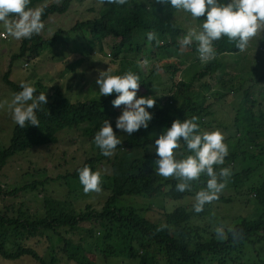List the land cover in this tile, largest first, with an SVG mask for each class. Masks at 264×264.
<instances>
[{
  "label": "trees",
  "instance_id": "16d2710c",
  "mask_svg": "<svg viewBox=\"0 0 264 264\" xmlns=\"http://www.w3.org/2000/svg\"><path fill=\"white\" fill-rule=\"evenodd\" d=\"M37 1L39 0H31L29 7H32ZM70 1L60 0L58 3L49 2L41 6L43 9L42 21L51 12L66 10ZM228 2L229 0H219L221 4ZM149 5L151 11H149ZM161 11L162 15L159 13ZM204 19L206 17L197 19L199 30H201ZM71 29L87 30L94 38L110 34L119 40L115 45L116 49L124 46L135 52L140 51L139 44L143 43L150 31L157 33L159 43L157 40L150 42L155 48L180 45V41L177 39L178 34L182 32V28L171 18V9H163L159 4L143 3L132 4L131 10L106 3L97 9L96 17L76 20ZM58 31L59 29L48 38L33 35L30 39H21L18 50L11 53L8 68L1 76L13 93L22 89L20 83H16L8 77L11 61L17 56H29L35 53L42 42L49 43L55 40ZM158 35L162 37V41ZM167 35L174 36V40H169ZM213 46L216 54L239 50L235 43L230 42L226 36L214 41ZM187 47L191 51L197 50L196 42ZM196 57L197 54H194V58ZM178 63H180L179 60L169 59L163 60L157 65L151 64L149 66L145 73L146 78L159 68L167 71L168 77H171L170 83L159 93H157L158 84L151 83L148 78H140L137 98L151 96L156 100L155 106L147 109L153 118L147 129L141 128L131 136L127 133L122 134V137H119L122 143L117 146L111 157H105L101 154V150L94 143V136L105 119L109 120L116 132L114 117L121 114L123 109V105L117 109L112 105V100L117 96L116 93L102 98L90 97L72 101L62 96L59 91L58 93L46 94L48 103L36 111L40 122L39 127L28 125L25 128H20L16 123L13 124L8 144L0 148V168L9 155L29 149L34 145L53 143L57 140V130L63 127H75L79 124L83 135L93 143L91 145L92 151L73 169L64 174H56L55 178H61L64 184L69 183L68 178L75 180L74 188L66 190L69 193L70 190L83 188L79 181L78 169L87 165L92 171L97 172L98 165L106 161L109 164V173L106 174L107 183L105 186L109 189V193L105 195L97 208L86 203L83 208L76 209L65 198L58 199L42 195L40 215L34 212L23 213L20 209L13 210L14 214L5 213L6 211L0 212L1 257L14 259L26 254L34 258L39 264H48L47 261L50 262L49 264H55L52 248L48 252V260L38 254L34 248L22 243L8 249L4 244L6 232L9 228L14 227L19 229L22 235L43 233V230H50L57 236L56 249L65 256L66 261L74 264H94V261L89 257L88 248L90 243L96 244L95 229L98 228L100 229L98 232L101 233L111 230L116 233H124V240L117 241L115 245L117 254L121 253L126 258L130 257L131 261H136V264H264V252L259 253L256 247L258 242L264 241V178L258 184L249 187L253 194V204H255L258 212L253 216L240 215L231 224L225 226L226 231L231 227L241 234L235 241L231 234L226 240L219 241L215 235L216 227L207 237L201 236L200 232H204L202 230L200 232L194 231L192 234L185 233L184 227L193 215V212L185 205H178L168 212H163L164 219L161 221L149 219L141 213L142 210L138 206L115 205L114 203L115 198L123 194H153L163 191L168 197L182 198L186 195L195 196L200 189L206 187L207 177L202 175L198 181L192 182L191 191L179 192L176 190V185L179 182L176 178L165 179L158 176L155 171L154 161L158 157L155 153L154 141L159 134L171 126L174 120L183 121L195 116L198 117L196 122L199 124L200 131H209L202 130L201 124H205L203 118L210 113L211 101H207V98L205 99L204 95L193 87L192 80L173 79L175 73L180 69ZM219 65L221 63L215 57L202 64L192 79L214 75L212 78L219 83H224L221 76L218 74L215 76ZM257 79L261 81L260 92L264 100V67L260 70ZM205 83L207 84V82ZM31 86L36 89L34 96H38L42 92L45 93L43 85L39 81H34ZM228 87L230 89L232 85ZM243 90L245 97H249L247 88ZM165 91H168L167 95L162 94ZM237 114L236 112L235 115ZM245 118L246 120L238 123L237 136H242V139L247 138L249 143H257L256 139L262 134L264 112H250ZM117 135L119 136V134ZM239 139L240 137L234 141L236 148L241 143ZM224 140L225 142L230 141L228 138ZM227 146L229 148L228 143ZM262 152L263 146L261 145L260 150L251 153V156H255V153L260 155ZM175 154L178 159H181L194 153H191L181 141V147L175 150ZM234 154L235 150L229 152L224 165L214 166L215 170L218 172L220 167L231 162ZM257 163L260 162L255 164ZM252 169L253 166H244L238 171L231 170L232 175L229 178L231 185L229 186L237 188L242 179L251 173ZM45 181L46 178L33 179L8 190L0 188V192L14 195L22 189H35L37 185H41ZM164 186H167L166 190H163ZM80 222L86 224H80ZM161 225H166V227L158 231ZM76 231L78 235L74 238L71 234ZM99 235L101 236V234ZM99 253H102V250ZM122 261L125 262L124 258Z\"/></svg>",
  "mask_w": 264,
  "mask_h": 264
},
{
  "label": "rangeland",
  "instance_id": "374dc122",
  "mask_svg": "<svg viewBox=\"0 0 264 264\" xmlns=\"http://www.w3.org/2000/svg\"><path fill=\"white\" fill-rule=\"evenodd\" d=\"M59 1L39 0L31 8H41L49 2L58 3ZM134 3L159 4L163 9H171V18L182 28V32L178 34V41L187 34L189 29L195 28L199 31L198 20L193 19L189 13L183 10L173 9L170 2L161 4L157 3V0H146V2L145 0H127L126 4L116 6L131 10ZM100 6L102 5L99 0H71L63 12L49 13L42 21L45 27L38 36L48 38L59 29L57 38L49 43L42 42L36 52L29 56L15 57L11 61L8 77L20 84L25 82L32 85L34 81H39L47 95L59 91L62 96L72 101L103 97L99 96V87L96 84L100 71H106L109 68L111 73L123 75L130 70L140 78H148L151 83L158 84L157 93H159L170 83L171 77H168L167 71L159 68L146 78L145 73L149 66L157 65L163 60H179L178 68L180 69L175 73L173 79L192 80L193 87L198 89L204 98H207V101H211L212 104L210 113L204 117L205 119L203 118L205 124H201V129L221 131L225 139H230L228 142L224 140L226 145L229 144V152L235 150L231 162L224 167H229L232 171H238L244 166H253V169L249 175L242 179L237 188L229 186L231 183L228 179L226 187L219 193V198L206 204L201 213H196L193 209L195 196L186 195L182 198H171L166 196L163 191L153 194H123L117 196L114 203L115 205L138 206L142 210L141 213L149 219L161 221L164 219L163 212H168L178 205H185L193 212V215L184 227V232L192 234L194 231L202 230L204 231L200 232L202 237L209 236L213 228L220 224L228 226L240 215H255L258 209L253 204V194L249 187L258 184L264 178V124L262 125V134L256 139L257 143H249L247 138L242 139V136H237L239 131L237 126L240 121L246 120L245 117L250 112H264V100L260 92L261 81L257 79L260 70L264 67V32L252 38L244 52L225 51L215 55L221 63L215 76L217 74L221 76L224 83H219L212 78L214 75L192 79L195 72L204 64L199 59L197 50L191 51L188 47L181 48V44L155 48L147 38L143 40L142 44H139L140 51L138 52L131 51L124 46L116 49L115 45L119 41L117 37L106 34L94 38L87 30L71 29L76 20L96 17L97 9ZM159 13L162 15V11ZM167 36L169 40H174V36ZM158 37L162 41V37L160 35ZM20 41L9 36L0 23V105H3L0 107V148L8 144L11 129L15 123L11 110L8 108L14 93L1 76L8 68L11 53L18 50ZM194 54H197L196 58H194ZM144 60H147L148 63L144 64ZM50 85L51 87H49ZM230 85L232 88H237L230 90L232 89H229ZM244 88H247L248 92H246L249 97H245L243 94ZM162 94L167 95L168 91ZM6 101L7 103H5ZM236 112L237 115H235ZM119 115L114 117V126ZM115 130L119 137H122V134L125 135L116 127ZM56 136L57 140L53 143L34 145L6 158L0 168L1 189L8 190L33 179L46 178V181L37 185L35 189H22L14 195L0 192L1 213L6 211L5 213L11 214L13 210L20 209L23 213L34 212L40 215L42 195L58 199L65 198L76 209L83 208L86 203L97 208L105 195L109 193V189L105 186L107 183L106 174L109 173V164L106 161L97 167L102 181V190L99 193L85 194L83 188H77L78 186L77 189L70 190L69 193L66 192L67 189L74 188L75 180L68 178L69 183L64 184L61 178H55L56 174H64L82 162L84 157L92 151L93 143L83 135L79 124L75 127H63L57 130ZM238 137H240L241 143L236 148L234 141ZM261 145L263 152L260 155L255 153V156H251V153L260 150ZM256 162L260 163L255 164ZM166 189L167 186H164L163 190ZM80 224L86 223L80 222ZM99 230L95 229L96 244L90 243L88 248L89 257L94 261V264H126V262L136 264V261H131L130 257L126 258L121 253L117 254L115 245L117 241L124 240V233H116L114 230L101 233L98 232ZM172 231L176 233L173 229ZM71 235L75 238L78 232H73ZM262 241L256 244L259 253L264 252V241L263 243ZM18 243L34 248L46 260H48V252L52 248L55 264H74L66 261L65 256L56 249L57 236L50 230L22 235L19 229L9 228L6 232L5 246L11 249ZM101 250L102 253H99ZM123 258L125 262L122 261ZM47 263L50 262L47 261ZM0 264L39 263L31 256L23 254L14 259L0 256Z\"/></svg>",
  "mask_w": 264,
  "mask_h": 264
},
{
  "label": "clouds",
  "instance_id": "9594fccd",
  "mask_svg": "<svg viewBox=\"0 0 264 264\" xmlns=\"http://www.w3.org/2000/svg\"><path fill=\"white\" fill-rule=\"evenodd\" d=\"M169 2L173 9L183 10L193 19L206 17L201 30L189 29L180 40L181 48L196 42L199 59L204 63L215 58L214 41L226 36L230 42L235 43L240 52H244L250 40L264 32V0H229L226 4L219 3V0H157V3L161 4ZM30 3L31 0H0V23L5 32L16 40L30 39L33 35L40 34L45 27L41 19L43 9L31 8ZM99 3L124 5L127 0H99ZM147 39L150 42L157 40L159 43L157 33L154 31L147 33ZM143 63L147 64L148 61L144 60ZM96 84L99 87V96L106 97L116 93L112 105L116 108L123 105L121 114L116 118V129L131 136L141 128L149 127L153 116L147 109L153 108L156 100L151 96L137 98L140 88L138 75L130 70L123 75H113L108 68L99 72ZM20 88L22 90L14 93L11 103L8 104L12 119L20 128L28 125L39 127L36 111L48 103L46 93L34 96L36 89L25 82H21ZM197 120L198 117L195 116L183 121L176 119L169 128L157 136L154 143L158 158L154 165L158 176L165 179L174 177L179 181L176 185L179 192L191 191L193 181H198L202 175L207 177L206 187L200 189L194 198L193 209L200 213L206 204L219 198V193L226 187L232 172L229 167H220L218 172L214 168L224 165L229 154L222 132L219 130L201 132ZM181 141L191 153H194L193 155L177 159L175 150L181 147ZM94 143L103 156L111 157L122 140L113 130L109 120L105 119L95 133ZM78 174L85 194L99 193L102 190L99 172L92 171L86 165L78 169ZM164 227L166 225H161L158 231ZM229 234L234 241L241 235L231 227L226 231L223 224L215 228V235L219 241L226 240Z\"/></svg>",
  "mask_w": 264,
  "mask_h": 264
}]
</instances>
